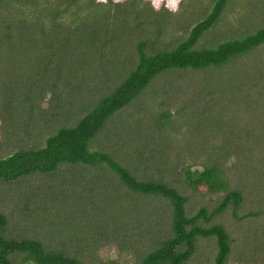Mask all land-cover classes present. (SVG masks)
<instances>
[{
  "label": "trees",
  "instance_id": "obj_1",
  "mask_svg": "<svg viewBox=\"0 0 264 264\" xmlns=\"http://www.w3.org/2000/svg\"><path fill=\"white\" fill-rule=\"evenodd\" d=\"M226 2L227 0H212L207 11L205 12L203 9L202 15L187 28L186 36L176 42L174 46H167L168 48L164 49L153 46L156 44V39L149 40L151 35L159 36L164 32L162 30L164 24L158 18L159 12L153 10L147 1L125 0L123 4L114 3L111 8L110 2L100 3L94 0H50L49 2L48 0H0V62L2 63L0 66V77H2L0 78V95L2 109L4 108L7 116L11 113V117L14 118L17 116L27 118L31 116V112H41L43 109L41 103L44 100H50L48 106L54 110L43 109V112L45 114L49 112L52 120L51 127L56 124L53 130L44 136L41 144L18 148L0 157V184L12 183L30 176H40L55 170L60 165L58 173L61 172L62 176L57 180L49 178L41 185L43 189L40 193L37 192L36 196L35 192L33 193L34 199L36 197L41 204H45L39 208V215L42 223L45 221V226L49 229L48 236H57L59 240L75 244V248L89 250L90 247L87 246L93 244V240H96L97 244L99 236L104 237L107 233L106 230L115 228L119 232L118 234L123 235V233H127L131 223H138L136 202L140 196L162 198L169 206V234L155 241V245L150 246V243L146 245L148 249L144 250L137 264H187L195 248V237L198 235L213 236L216 245L213 264H226V258L230 251V238L227 232L219 223L201 226L198 222L200 220L207 221L218 215L228 205H231L232 217L237 220L254 216L258 212L236 213L242 197L241 191L238 188H230L225 169L218 162L217 156L207 160L200 169L190 168L184 162H170L168 165L170 170L181 172L183 184L191 191L223 192L222 197L211 209L207 210L204 206H199L190 215L185 211V196L177 188L169 185L167 180L161 178L162 176L154 178L143 173L138 178L136 172L134 173L125 165L127 162H131L136 166L142 163L139 161L156 164L155 154L146 148L145 142L150 144L151 148L154 146L155 152L158 151L159 164L162 159L169 161L165 155L162 156L159 153V151L169 152L164 147L171 148L166 143V135H163L164 139L162 142L160 141L161 129L165 126L172 128L171 123L178 118L172 119L173 115L171 116L169 109L162 108L154 114L148 113L153 115L152 120L159 131V136H150L146 131L140 132L144 127L130 132L128 124L127 134L120 137V134H116L117 137L111 138L118 140L115 145L119 146L122 153L126 155V162L123 154L120 156L122 163L117 159L115 149L113 153L115 160L108 153V151L113 152L110 148L113 141L105 147L108 151L91 150L88 147L89 140L107 119L118 109L127 105L158 73L171 68H177V71H181L183 68L198 71L199 68L218 66L233 59L236 55L264 43L263 25L241 38L225 39L216 43L215 46L193 48L194 43L202 36V32H207L219 20ZM138 3L144 4L145 9L141 10L135 7ZM31 5H39V13L32 22H26L25 13L29 11L27 7ZM58 5H62V10L58 9ZM125 5H129V8L126 9ZM71 6L75 7L77 22L63 25L56 21L58 15ZM79 13L82 14L79 15ZM171 16L173 20H176L173 14ZM179 16L181 15L179 14ZM45 17L50 21L46 26L42 22V18ZM123 38L124 40H121ZM134 38L137 40L132 44L131 40ZM120 43H124L123 46L132 44L135 50V53L132 54L131 70L125 76L124 73H119L117 79L121 81L118 85L80 116L81 111L86 110L83 105L85 102L82 99H85L91 92L86 91L83 87L80 88V84H76L79 82L77 80L78 70H87L91 67V63L98 59L93 68H99L105 74L104 78L100 79L95 76L96 79L92 78L94 80L90 81L86 88L97 87L94 85L95 83L99 85L106 82L110 75L108 72L114 73L110 70V65L113 64L115 53H118L112 49V45L122 46ZM147 46L151 48L150 52L146 51ZM128 47L126 46V48ZM45 50L48 51V54L43 53ZM170 75L169 73L166 76L165 85L160 81L156 82L157 84L161 83L159 93L166 94L169 100H175L179 104L178 114L184 116L183 106L185 104L183 105V103L186 101L188 104L187 99L193 96L192 90H197L194 96L201 89L202 93H205V87L203 88L205 80L196 85H193L192 82L181 81L177 85H173L168 78ZM223 78L226 81L225 77ZM60 83H63L61 87L66 85V89L58 91L56 87ZM15 84V87H11ZM217 84L220 83L217 81ZM153 86L148 89L147 94L153 95L150 97L151 100H156L158 91H152ZM72 89L76 90L75 92L80 91V93H76L77 95L73 98L69 97L65 105H63L65 102H55L50 98L51 94L68 93ZM83 89L86 91L85 96ZM177 91L182 92L185 96L182 103L177 97ZM46 95H48V99H46ZM231 98L232 96L229 95L224 99L231 101ZM210 99L207 96L205 101H210ZM11 101H13L12 104ZM141 101L143 100L136 102L138 107L143 108V110L136 108L139 121L142 120L141 117L145 116L143 111L149 109V106H143ZM71 115L79 116L74 125L65 126ZM122 115H124V111L114 117L112 122H125V126L126 123H129V118L125 115L123 118ZM135 121H137L136 129L139 121ZM11 123L10 125L15 127L16 124ZM107 132L106 129L105 133ZM230 136L226 134L221 139L227 142L229 140L227 137ZM126 138H131L132 141ZM120 139L122 140L120 141ZM155 140L158 141L157 144L154 143ZM172 140L174 139L172 138ZM174 145L177 143L175 142ZM178 147L183 148L181 145ZM225 148L221 143L211 147L212 151L215 149L225 151ZM230 149L233 150L230 151L231 153L240 156L239 148ZM185 150L190 151V146H186ZM182 152H185L184 149ZM239 158L240 161L245 158L244 154L242 153ZM109 170L115 174L119 186L114 176L110 177ZM106 171L109 175L106 174ZM54 174H44L43 176L53 177ZM11 180L13 181L11 182ZM92 184L100 187L101 191L105 189L104 195L106 192L110 195L107 197L109 199L108 206L114 207L117 204L118 197L117 195L113 196V190H119L121 199L127 201L129 219L133 220L128 223L127 227L123 221L121 231L116 225L109 227L106 224L102 228H96V234L92 233L89 236L92 239L89 244H78L73 242L74 231L71 224L66 229L62 227L64 222L61 216L62 213L73 214L75 210L86 208L84 202L88 200L92 204L95 195L91 194L89 198H86L88 192L92 193ZM101 184L107 185V187L104 188ZM122 191H125V195H121ZM58 202H64L66 206L63 208ZM34 205L35 208L36 203ZM92 207L93 205H90V208ZM5 225L6 217L0 211V264H83L76 255L65 253L61 248L49 249L39 239L6 236L4 234ZM65 231L70 233V240L62 235ZM116 231L115 233H117ZM115 233L111 232L110 238L114 237ZM78 237L74 236L75 239ZM96 244L91 247L95 248Z\"/></svg>",
  "mask_w": 264,
  "mask_h": 264
},
{
  "label": "rangeland",
  "instance_id": "obj_2",
  "mask_svg": "<svg viewBox=\"0 0 264 264\" xmlns=\"http://www.w3.org/2000/svg\"><path fill=\"white\" fill-rule=\"evenodd\" d=\"M94 1L100 3L110 2L111 8H113L114 3L123 4L125 0ZM142 1H147L153 8L151 0ZM166 2L167 0H160L158 11V18L164 24V28L162 29L164 32L159 34V36L151 35L149 37V40L156 39V44L153 46L157 48L163 47L164 49L168 48L167 46H174L176 42L186 36L187 28L202 15L203 9H205V12L207 11L212 0H183L180 5V11L175 14L168 11L165 6ZM226 3L219 20L207 32H202V36L197 39L193 48L199 49L215 46L216 43L225 39L241 38L264 25V0H227ZM38 7L39 5L27 7L29 11L25 13L26 22H32L38 16ZM135 7L141 10L145 9L142 3H138ZM62 8V5H58V9L62 10ZM125 8L128 9L129 5H125ZM74 9V6L66 10L64 9L63 13L58 15L56 21L63 23V25L77 22L78 18L75 16ZM120 9L122 8L120 7ZM153 10L155 9L153 8ZM81 14L79 13V15ZM171 14H173L176 20L172 19ZM42 22H44L45 26L50 23L49 18L46 17L42 18ZM121 40H124V38ZM136 40L137 38L132 39L131 43H135ZM123 44L117 47L116 45H112V49L115 52L118 51V53H115L114 61H112L113 64L110 65V70L114 71V73L108 72L110 75L106 79V82L99 85L95 83L94 85H97V87L91 86V88H86L90 84V81L94 80L92 78H95V76L100 79L104 78L105 74L99 68H93L98 59L92 62L91 67L87 70H78L77 80L79 82L76 84H80V88L83 87L86 91L91 92L85 99H82L86 104H83L86 110L81 111L80 116L95 105L103 95L112 91L118 85L121 81L117 79L119 73H124L123 75L125 76L131 70L133 63L132 54L135 53V50L132 44H125L129 46L128 48L123 46ZM146 51L150 52L151 48L147 46ZM43 53L48 54V51L45 50ZM1 65L2 63L0 62ZM185 69L188 68H183L181 71H177V68H171L153 77L127 105L118 109L107 119L104 125L89 140L88 147L91 150L108 151L105 147L108 146L109 142L113 141L110 145L113 152L108 151V153L115 160L113 153L116 151L115 155L119 161L120 156L123 154L126 162V155L122 153L119 146L115 145V142H118V140H112L111 138L117 137L116 134H120L119 137L127 134L126 128L128 124V131L132 132L144 127L140 132L146 131L150 136L161 135V142L166 135V143L171 148L164 147L169 152L164 153L159 151V153L162 156L165 155L169 161L162 159L160 161L161 164H159L157 160L158 151L155 152V147L152 146L151 148L149 147L150 144L145 142L146 148L155 154L156 164L139 161L142 163L136 166L131 162H127L125 165L134 173L136 172L138 178L143 173L154 178L162 176L161 178L167 180L169 185L177 188L185 196V211L188 215L192 214L199 206H204L207 210L211 209L222 197L223 192L207 193L204 191H191L183 184L181 172L174 169L170 170L168 165L170 162H184L190 168L200 169L207 160H211L217 156L218 162L225 169L230 188H238L241 191L242 197L236 213L242 214L249 211H257L258 213L254 216H247L237 220L232 217L231 205H228L218 215L213 216L207 221L200 220L198 224L206 226L211 223H219L223 226L230 238V251L226 258V264H264V43L247 52L240 53L233 59L218 66L203 67L197 69L198 71H192L194 69L191 68L189 70ZM169 73L171 75L168 78L173 85H177L180 81L192 82L193 85H196L200 82L203 83L205 80V86H203V88L205 87V93L203 94V90L201 89L194 96L197 90H192L191 94L193 96L187 99L188 104H186V101L183 103V105L185 104L183 106L184 116L178 114L179 104L175 100H169L166 94L159 93L161 83L157 84L156 82L160 81L165 85L167 82L166 76ZM223 77H225L226 81H224ZM217 81L220 84H217ZM62 85L63 83H60L56 87L58 91L66 89V85H64L65 87H61ZM15 86L16 84L11 87ZM151 86H153L151 88L152 91H158V95L155 97L156 100H151L150 97L153 95L150 94L149 96L147 94ZM185 88L188 89V87ZM207 88L208 91H206ZM85 90L83 89L84 96L86 95ZM2 91L4 90L2 89ZM75 91L72 89L68 93L59 92V94L55 93L57 95L51 94L50 98L55 102H65L63 104L65 105L69 97L73 98V96L80 93V91ZM177 92V97L182 103L185 96L182 92ZM229 95L233 99L231 98V101L225 100L224 98L229 97ZM207 96L211 98L210 101H205ZM46 99H48V95H46ZM140 100L144 101H141L143 106H149V109L143 111L145 114L144 117H141L143 121H139L136 114V108L143 110L141 106L138 107V104H136ZM49 101L44 100L41 103V108L44 110H54V108H49ZM12 103L13 101H11ZM1 104L2 99L0 95V157L18 148L41 144L44 136L56 126L54 124L51 127L52 120L50 119L49 112L45 114L43 109H41V112H31V116L27 118L18 116L14 118L11 117V113L8 116L6 115ZM162 108L171 111V116L173 115L172 119L178 118L171 123L173 125L172 128L165 126L158 135L159 131H157L155 122L152 120L153 115L150 114H154ZM123 111L124 115L129 118V123H126L124 126L125 122H112L113 118ZM124 115H122L123 118H125ZM78 116L74 117L71 115L65 126L74 125ZM135 120L139 121L136 129L135 124L137 121ZM10 123H15V127L14 125L11 126ZM106 129L108 130L107 133H105ZM226 134L227 136L231 135L227 137L229 139L227 142L221 139ZM126 139L132 141L131 138ZM157 142V140L154 141L155 144ZM175 142L178 146H183V148L174 145ZM217 142L221 143L224 148L226 147L225 151L223 149L212 151L211 147L218 144ZM186 146H190L191 150H185ZM233 147L239 148L240 156L243 153L245 158L240 161L238 154L231 153L230 151L233 150L230 148ZM183 149L185 152H182ZM59 166L51 172L43 173V175H51L57 172L53 177H44L43 175L30 176L21 178L15 182L11 180L12 183L0 184V211L6 217V225L4 227V234L6 236L39 239L49 249L61 248L65 253L76 255L83 264H137L144 250L148 249L146 245L150 243V246H152L155 241L169 234L168 203L162 198L140 196L136 202L138 223H131L127 229V233H123V235L118 234L119 232L115 228L113 230H106L107 233H105L104 237L99 236L97 244L96 240H93V244H96L95 248L91 247L93 244L87 246L90 247L89 250H86V248L79 249L80 247L75 248V244L73 243L59 240L57 236H48L47 231L49 229L46 228L45 221L42 223L39 215V208L44 203L41 204L36 197L34 199L33 193L35 192V196L37 192L40 193L43 189L41 185L48 181L49 178L57 180L62 176L61 172L58 173ZM70 166L73 167V165ZM159 171H161L160 176ZM108 172L110 177L114 176L117 180L112 171L109 170ZM108 172L106 171V174ZM117 183L119 186L118 180ZM102 186L104 188L107 187V185ZM95 187L92 184V193L88 192L86 194L88 196L86 198H89L91 194L95 195L92 204L88 200L84 202L86 208L75 210L73 214L70 212L62 213L61 216L64 222L62 227L66 229L71 224L74 231V234H72L73 242L78 244H89L92 240L89 236L92 233L96 234V228H102L106 224L109 227L116 225L121 231L123 221H125V227H127L128 223L133 220L129 219L127 201L121 199L119 190H113V196L116 197L117 195L118 197L116 200L117 204L113 207L107 205L109 201L107 197L110 195L107 192L104 195L105 189L101 191L100 187ZM107 191L111 193L110 190ZM125 191L128 192L126 188ZM125 191H122L121 195H125ZM34 203H36L35 208ZM58 203L63 208L66 206L64 202ZM90 205H93V207L90 208ZM111 232L115 233V236L112 238H110ZM62 235L67 240H70L69 232L65 231ZM74 236L79 237L75 239ZM215 249L216 245L213 236H196L195 248L187 264H213Z\"/></svg>",
  "mask_w": 264,
  "mask_h": 264
},
{
  "label": "clouds",
  "instance_id": "obj_3",
  "mask_svg": "<svg viewBox=\"0 0 264 264\" xmlns=\"http://www.w3.org/2000/svg\"><path fill=\"white\" fill-rule=\"evenodd\" d=\"M106 2V0H105ZM153 8L157 11H159L160 7V0H151ZM183 2V0H167L165 6L167 7L168 11L172 13H178L180 11V5Z\"/></svg>",
  "mask_w": 264,
  "mask_h": 264
}]
</instances>
